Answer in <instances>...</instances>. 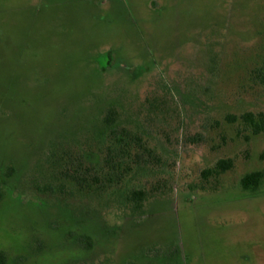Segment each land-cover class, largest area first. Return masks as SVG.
Instances as JSON below:
<instances>
[{
	"label": "rangeland",
	"instance_id": "374dc122",
	"mask_svg": "<svg viewBox=\"0 0 264 264\" xmlns=\"http://www.w3.org/2000/svg\"><path fill=\"white\" fill-rule=\"evenodd\" d=\"M260 68L264 0H0L2 264H264V177L241 184L264 173V133L227 117L264 111ZM111 108L169 179L138 214L46 162L98 142ZM222 158L234 168L204 178Z\"/></svg>",
	"mask_w": 264,
	"mask_h": 264
},
{
	"label": "trees",
	"instance_id": "16d2710c",
	"mask_svg": "<svg viewBox=\"0 0 264 264\" xmlns=\"http://www.w3.org/2000/svg\"><path fill=\"white\" fill-rule=\"evenodd\" d=\"M252 76L259 79V85L264 86V68L255 69ZM227 117L246 139L264 133V111L250 110L239 115L228 114ZM104 122L106 129L100 134L98 142L78 144L79 147L59 152L54 147L47 155L46 162L53 169L57 181L63 186H72L73 193L97 199L105 194L109 198L117 196L132 213H141L149 199L167 193L169 179L159 168L164 166L162 157L150 146L148 137L118 123L115 109H109ZM187 139L194 142L199 139V134L189 133ZM234 165V159L222 158L213 167L206 168L202 175L204 178L218 176L234 168ZM136 176L151 178L139 186L133 184ZM263 177L262 171L247 173L242 177L241 184L246 189H255ZM50 190L54 188L50 186ZM77 241L84 246L92 245L89 236L78 237ZM2 263L4 256L0 253Z\"/></svg>",
	"mask_w": 264,
	"mask_h": 264
}]
</instances>
